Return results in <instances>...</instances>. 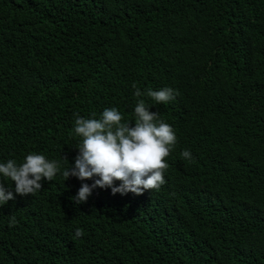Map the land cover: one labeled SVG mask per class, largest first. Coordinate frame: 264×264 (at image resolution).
Segmentation results:
<instances>
[{
    "label": "trees",
    "instance_id": "obj_1",
    "mask_svg": "<svg viewBox=\"0 0 264 264\" xmlns=\"http://www.w3.org/2000/svg\"><path fill=\"white\" fill-rule=\"evenodd\" d=\"M140 99L177 136L166 183L77 205L74 114L134 126ZM31 153L60 171L0 206V264H264V0H0V163Z\"/></svg>",
    "mask_w": 264,
    "mask_h": 264
},
{
    "label": "clouds",
    "instance_id": "obj_2",
    "mask_svg": "<svg viewBox=\"0 0 264 264\" xmlns=\"http://www.w3.org/2000/svg\"><path fill=\"white\" fill-rule=\"evenodd\" d=\"M145 94L155 104L167 105L175 100L178 93L170 87L148 89L146 93L136 88L134 93L136 97ZM149 109L143 99L138 100L134 108V126L132 123H122V114L115 107L104 109L99 119L74 114V133L80 138V143L76 146L78 153L74 165L65 169L62 175L65 181L71 177L80 181L94 180L91 185L82 183L72 197L77 205L87 202L97 187L110 188L113 195H126L129 192L142 195L145 191H158L166 183L165 172L169 165L165 158L177 144V136L170 124ZM181 156L185 160L192 159L188 150L183 151ZM59 171L57 161H50L36 153L28 154L20 164L11 159L0 163V175L15 185L13 192L0 182V206L14 200L16 194L34 195L43 188L42 181H53ZM15 223L13 216L9 226ZM82 235L83 230L77 229L73 239Z\"/></svg>",
    "mask_w": 264,
    "mask_h": 264
}]
</instances>
